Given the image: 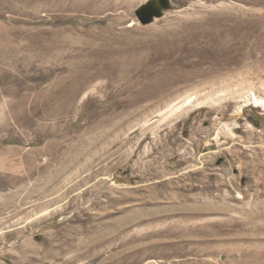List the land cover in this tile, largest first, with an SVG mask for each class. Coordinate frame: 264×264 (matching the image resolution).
<instances>
[{
    "label": "rangeland",
    "instance_id": "obj_1",
    "mask_svg": "<svg viewBox=\"0 0 264 264\" xmlns=\"http://www.w3.org/2000/svg\"><path fill=\"white\" fill-rule=\"evenodd\" d=\"M154 1L0 0V264H264V0Z\"/></svg>",
    "mask_w": 264,
    "mask_h": 264
},
{
    "label": "water",
    "instance_id": "obj_2",
    "mask_svg": "<svg viewBox=\"0 0 264 264\" xmlns=\"http://www.w3.org/2000/svg\"><path fill=\"white\" fill-rule=\"evenodd\" d=\"M168 1H154L136 10L135 14L142 26L151 24L155 19L160 18L163 10L168 8Z\"/></svg>",
    "mask_w": 264,
    "mask_h": 264
},
{
    "label": "bare ground",
    "instance_id": "obj_3",
    "mask_svg": "<svg viewBox=\"0 0 264 264\" xmlns=\"http://www.w3.org/2000/svg\"><path fill=\"white\" fill-rule=\"evenodd\" d=\"M256 103H263L262 101H258V102H256Z\"/></svg>",
    "mask_w": 264,
    "mask_h": 264
}]
</instances>
